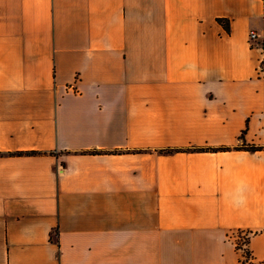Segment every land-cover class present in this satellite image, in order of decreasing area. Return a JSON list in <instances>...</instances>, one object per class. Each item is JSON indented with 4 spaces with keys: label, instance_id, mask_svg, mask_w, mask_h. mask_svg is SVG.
<instances>
[{
    "label": "crops",
    "instance_id": "1",
    "mask_svg": "<svg viewBox=\"0 0 264 264\" xmlns=\"http://www.w3.org/2000/svg\"><path fill=\"white\" fill-rule=\"evenodd\" d=\"M263 50L264 0H0V264H264Z\"/></svg>",
    "mask_w": 264,
    "mask_h": 264
},
{
    "label": "built area",
    "instance_id": "2",
    "mask_svg": "<svg viewBox=\"0 0 264 264\" xmlns=\"http://www.w3.org/2000/svg\"><path fill=\"white\" fill-rule=\"evenodd\" d=\"M249 44L252 48H259L261 47L260 41H259V35L256 31H250L249 33ZM259 74L264 77V50H263V59L261 62V66L258 70ZM241 236L246 237L247 233L243 232ZM239 235V233H236L233 235V243L236 247V249L240 252L241 258L239 264H242L243 261H245V255H244V249L246 248V245L242 242V238ZM254 263V260H249L246 262V264Z\"/></svg>",
    "mask_w": 264,
    "mask_h": 264
},
{
    "label": "trees",
    "instance_id": "3",
    "mask_svg": "<svg viewBox=\"0 0 264 264\" xmlns=\"http://www.w3.org/2000/svg\"><path fill=\"white\" fill-rule=\"evenodd\" d=\"M219 22H220L221 24H223V25L228 29V31H229L230 27H229V23H228V21L223 20V19H219ZM246 149L251 150V151H257V150H259L260 148H259V147H256V146H247ZM94 152H95V151H94ZM94 152H93V153H94ZM32 153H34V152H32ZM56 232H57V231H56ZM243 232H244V231H239L238 233H239V235L241 236V234H242ZM245 233H246V232H245ZM241 238H242V242L246 245V248L244 249L245 261H243L242 264H246L247 261H249V260H251V259L254 260L253 255H252L250 249L248 248V244H249V242H250V233L247 232V236H246V237L241 236ZM241 255H242V253H241ZM250 264H253V263H250Z\"/></svg>",
    "mask_w": 264,
    "mask_h": 264
}]
</instances>
